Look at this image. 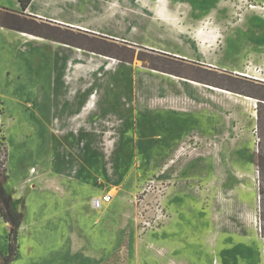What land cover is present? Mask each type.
<instances>
[{
  "label": "rangeland",
  "instance_id": "rangeland-1",
  "mask_svg": "<svg viewBox=\"0 0 264 264\" xmlns=\"http://www.w3.org/2000/svg\"><path fill=\"white\" fill-rule=\"evenodd\" d=\"M47 2L0 9V264H264V0Z\"/></svg>",
  "mask_w": 264,
  "mask_h": 264
},
{
  "label": "crops",
  "instance_id": "crops-1",
  "mask_svg": "<svg viewBox=\"0 0 264 264\" xmlns=\"http://www.w3.org/2000/svg\"><path fill=\"white\" fill-rule=\"evenodd\" d=\"M209 3L212 1V0H207ZM38 2V5H36V3ZM57 3V2H56ZM53 3H49V2H47V0H30V3H28V5H27V7L26 8H23L22 7V4H21V2H20V0H0V9H4V10H7V11H9V12H11V13H19V12H26V13H32L33 15H37V16H40V17H38V18H40L41 19V17H45V15L46 14H48V13H55V14H57V11H55V10H49V9H46V11L45 10H43V8H47V7H50L51 5H52ZM40 6H42V7H40ZM167 8V7H166ZM26 9V10H25ZM168 10V9H167ZM168 12H169V10H168ZM170 14V13H169ZM171 20H172V23L169 25V26H175L176 25V23H175V19L171 16ZM44 19V18H43ZM52 19H54V20H58V18H52ZM58 22H59V24H62V25H66V24H68V25H70L71 27H73V28H77V29H80V30H86L87 29V27L85 26V25H83V24H79V23H68V22H64V21H61V20H58ZM215 28V27H214ZM216 29V28H215ZM96 32V31H95ZM38 36V35H37ZM213 44V43H212ZM211 44V45H212ZM75 48H78V47H75ZM80 50V49H79ZM76 51V50H75ZM76 52H78V53H80V52H82V49L80 50V51H76ZM176 55H179V54H177L176 53ZM183 56H185V57H187L186 55H184V54H182ZM107 56H103L102 58L103 59H109V60H111V64H113V58H111V57H107ZM197 61H199L200 63H208L205 59H200V60H197ZM209 61V60H208ZM83 67H85V66H82V65H80V67H79V69H80V71H86V67L85 68H83ZM152 71H154V70H152ZM235 72L237 71V70H234ZM155 72V71H154ZM241 72V71H240ZM236 73H238V72H236ZM167 74H170V73H167ZM240 74V73H239ZM69 78H72V76L71 77H69ZM169 78V77H168ZM174 79V78H173ZM178 79H179V77H178ZM186 78H182V80H185ZM188 80V79H187ZM190 84V83H189ZM203 86V85H202ZM192 87H194V85H191V88ZM205 87V86H204ZM207 88V87H206ZM209 89V88H208ZM211 90V89H210ZM95 96V94L93 93V94H91V96ZM91 98V97H90ZM90 98L88 99V101L90 100ZM88 101H87V103H88ZM210 103H209V100H207V105H209ZM211 105V104H210ZM208 108H209V106H208ZM109 203V202H108ZM104 205V204H103ZM103 207V206H102ZM93 208V207H92ZM94 209V208H93ZM101 209V208H100ZM95 210H98V209H95Z\"/></svg>",
  "mask_w": 264,
  "mask_h": 264
},
{
  "label": "bare ground",
  "instance_id": "bare-ground-1",
  "mask_svg": "<svg viewBox=\"0 0 264 264\" xmlns=\"http://www.w3.org/2000/svg\"><path fill=\"white\" fill-rule=\"evenodd\" d=\"M201 32V31H200ZM29 38H32V39H36V40H42L43 38L40 37V36H36V35H33V34H26ZM68 46V45H67ZM76 50H79L78 48H76ZM241 73V72H240ZM168 76H172L174 78H176V76H173V75H169ZM191 84H194V85H199L200 83L197 82V81H193L191 80L190 81ZM207 86L208 88L210 89H213L215 91H219V92H222V93H225V94H228V95H231L232 93L230 91H227V90H224V89H221V88H218V87H214V86H211V85H205ZM238 96V95H237ZM240 98H243V99H247V100H250L251 98L250 97H247V96H239ZM110 193L111 194H114L115 193V190L112 188L110 189Z\"/></svg>",
  "mask_w": 264,
  "mask_h": 264
},
{
  "label": "trees",
  "instance_id": "trees-1",
  "mask_svg": "<svg viewBox=\"0 0 264 264\" xmlns=\"http://www.w3.org/2000/svg\"><path fill=\"white\" fill-rule=\"evenodd\" d=\"M22 7L24 8V6H22ZM260 220H261V231H262V238H263V255H264V202H263L262 208H261ZM6 221L13 223L15 226H17L19 224V220H18L16 215L12 218H6ZM9 247L11 249L12 245L10 244Z\"/></svg>",
  "mask_w": 264,
  "mask_h": 264
},
{
  "label": "built area",
  "instance_id": "built-area-1",
  "mask_svg": "<svg viewBox=\"0 0 264 264\" xmlns=\"http://www.w3.org/2000/svg\"><path fill=\"white\" fill-rule=\"evenodd\" d=\"M110 199H111L110 194H104L101 196L93 197L90 203L94 209H100L102 208L103 204L109 202Z\"/></svg>",
  "mask_w": 264,
  "mask_h": 264
},
{
  "label": "flooded vegetation",
  "instance_id": "flooded-vegetation-1",
  "mask_svg": "<svg viewBox=\"0 0 264 264\" xmlns=\"http://www.w3.org/2000/svg\"><path fill=\"white\" fill-rule=\"evenodd\" d=\"M184 5H186L185 3H183ZM214 12V10H212V13ZM241 20V19H240ZM238 72V74L240 73V71H237ZM240 74H247V73H245V72H241Z\"/></svg>",
  "mask_w": 264,
  "mask_h": 264
}]
</instances>
